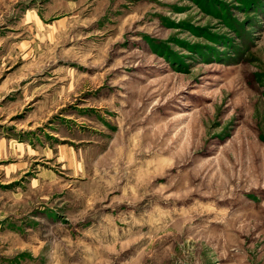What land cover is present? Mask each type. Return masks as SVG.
I'll list each match as a JSON object with an SVG mask.
<instances>
[{"label":"rangeland","instance_id":"obj_1","mask_svg":"<svg viewBox=\"0 0 264 264\" xmlns=\"http://www.w3.org/2000/svg\"><path fill=\"white\" fill-rule=\"evenodd\" d=\"M22 131L54 175L0 152V264H264V0H0Z\"/></svg>","mask_w":264,"mask_h":264},{"label":"crops","instance_id":"obj_2","mask_svg":"<svg viewBox=\"0 0 264 264\" xmlns=\"http://www.w3.org/2000/svg\"><path fill=\"white\" fill-rule=\"evenodd\" d=\"M52 122H54V118L52 119ZM49 126L54 127V124L50 123ZM38 126V124H37ZM31 128L30 126L28 127ZM45 130V129H44ZM24 132L22 131L21 135L15 139H8L3 140V148L0 147V152L4 153L5 156V147L8 146L9 150L14 149L16 147V150L19 151V154L16 155V158L14 159L13 163H9V166H16V168H13L12 174H16L17 172L23 173V169L27 168L26 172L28 171V167L35 163V168L40 169L37 172L38 173H49L51 176L54 175V170L50 169V172H46L47 170L42 167L44 164H48L50 161H53L54 164V147L50 145H46L40 140H38L36 134H31L30 138L26 139V134L23 137ZM1 141V140H0ZM1 144V142H0ZM58 163L64 164L62 167L67 168V170L74 169V173L76 174L80 170V165L78 164L80 162L77 161V158L75 157V152L72 151V149L67 147H62L58 149V153L56 154ZM53 173V175H52ZM40 175V176H41ZM11 176V175H10ZM38 176V175H35Z\"/></svg>","mask_w":264,"mask_h":264}]
</instances>
